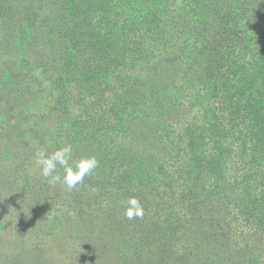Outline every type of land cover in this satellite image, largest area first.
<instances>
[{
  "label": "trees",
  "instance_id": "trees-1",
  "mask_svg": "<svg viewBox=\"0 0 264 264\" xmlns=\"http://www.w3.org/2000/svg\"><path fill=\"white\" fill-rule=\"evenodd\" d=\"M0 191L62 209L65 264H264V0H0Z\"/></svg>",
  "mask_w": 264,
  "mask_h": 264
},
{
  "label": "rangeland",
  "instance_id": "rangeland-1",
  "mask_svg": "<svg viewBox=\"0 0 264 264\" xmlns=\"http://www.w3.org/2000/svg\"><path fill=\"white\" fill-rule=\"evenodd\" d=\"M4 186H10V183L4 181ZM2 197H5V193L0 191V264H10L8 257L13 258L16 256L15 254L20 252L21 247L25 248L24 252L27 253L23 255L29 259H31L30 255H41L46 256L48 259L53 257L58 263L64 262V257H67L66 247L69 242V240L67 243L65 242L68 237L65 234L68 221L66 218L57 220L55 217L59 212H62V209L59 208L52 213V217L50 215L46 216L45 211L42 209H35L29 220L25 216L28 212H24L25 208L38 206H32V201L20 204L16 198L14 200L17 201L16 210L9 209L8 211L5 207L6 202L2 204ZM47 219H50V221H46ZM81 237L83 239V234H81ZM83 240L85 243L87 237L85 236ZM40 259L43 260V258ZM28 261L29 264L34 262ZM55 263L52 261L51 264ZM62 264H65V262Z\"/></svg>",
  "mask_w": 264,
  "mask_h": 264
},
{
  "label": "clouds",
  "instance_id": "clouds-1",
  "mask_svg": "<svg viewBox=\"0 0 264 264\" xmlns=\"http://www.w3.org/2000/svg\"><path fill=\"white\" fill-rule=\"evenodd\" d=\"M72 151V146L66 144L50 153H37V163L40 166L42 176L50 184L60 182L68 190H71L83 182L85 176L92 174L99 167V161L95 156H83L73 161ZM58 167L63 170L62 176L57 174ZM124 215L129 220L143 217V205L138 197L131 196L128 198Z\"/></svg>",
  "mask_w": 264,
  "mask_h": 264
}]
</instances>
